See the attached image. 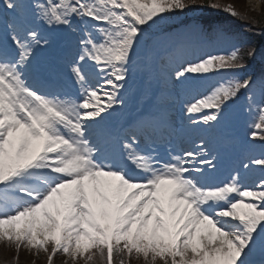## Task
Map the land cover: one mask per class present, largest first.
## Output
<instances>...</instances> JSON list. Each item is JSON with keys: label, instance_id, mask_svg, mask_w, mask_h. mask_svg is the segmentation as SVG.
Returning a JSON list of instances; mask_svg holds the SVG:
<instances>
[{"label": "snow or ice", "instance_id": "6c2138e0", "mask_svg": "<svg viewBox=\"0 0 264 264\" xmlns=\"http://www.w3.org/2000/svg\"><path fill=\"white\" fill-rule=\"evenodd\" d=\"M193 7L264 34L218 0H0V241L17 259L24 247L47 264L57 254L61 264H264V176L245 182L264 171V152L217 175L242 96L255 115L248 140L264 144V81L258 97L247 74L255 48L148 46L155 26ZM61 29L76 34L74 51H57ZM41 52H51L43 64ZM137 74L147 107L113 124ZM212 75L221 79L201 91ZM177 103L182 128L212 135L162 152Z\"/></svg>", "mask_w": 264, "mask_h": 264}, {"label": "rangeland", "instance_id": "374dc122", "mask_svg": "<svg viewBox=\"0 0 264 264\" xmlns=\"http://www.w3.org/2000/svg\"><path fill=\"white\" fill-rule=\"evenodd\" d=\"M213 2H217V0H213ZM218 2L221 4H232L238 12H240L242 14H246V15L251 16V17L257 18V16L259 17L260 14L262 13L263 0H218ZM196 3L201 4L198 2H196ZM204 3H206V0L204 1ZM224 14H226V13L224 12ZM227 16L229 18L235 19L236 21L240 22L241 24H243L245 26L248 23L245 21H241L240 19L234 18L228 14H227ZM248 32H250V31H248ZM226 42L228 44L231 43V41L227 40V39H226ZM140 76H141V74H140ZM220 79H221V77L217 78L214 82H216ZM20 251L22 254H24V255L26 254L23 257V259L27 261L26 264H29L28 263V262H30L29 257H32V255L37 257V255H35L34 253L32 254L33 251H30L24 247H21ZM14 252H15V246L14 245H10V244H7L6 242L0 241V264H7L12 259V257L16 256V253L14 254ZM42 253L43 252H41L40 254H42ZM42 256H45V255H42ZM38 257L40 259H42L41 256H38ZM97 262H98V260H97ZM36 264H39V261H37Z\"/></svg>", "mask_w": 264, "mask_h": 264}, {"label": "bare ground", "instance_id": "6f19581e", "mask_svg": "<svg viewBox=\"0 0 264 264\" xmlns=\"http://www.w3.org/2000/svg\"><path fill=\"white\" fill-rule=\"evenodd\" d=\"M114 115H115V113H114ZM179 135H180V134H177V133L175 134V136H179ZM175 136H174V137H175ZM180 137H181V136H180ZM191 146H192V145H191Z\"/></svg>", "mask_w": 264, "mask_h": 264}, {"label": "trees", "instance_id": "16d2710c", "mask_svg": "<svg viewBox=\"0 0 264 264\" xmlns=\"http://www.w3.org/2000/svg\"><path fill=\"white\" fill-rule=\"evenodd\" d=\"M264 18V17H263ZM264 21V20H263Z\"/></svg>", "mask_w": 264, "mask_h": 264}]
</instances>
